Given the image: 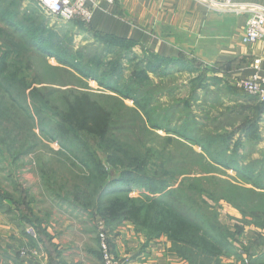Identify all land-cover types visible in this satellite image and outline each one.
<instances>
[{
  "label": "rangeland",
  "instance_id": "374dc122",
  "mask_svg": "<svg viewBox=\"0 0 264 264\" xmlns=\"http://www.w3.org/2000/svg\"><path fill=\"white\" fill-rule=\"evenodd\" d=\"M5 9H8V14L3 12ZM26 19L31 22L38 20L35 28H38L37 24L43 25L45 35L48 36L44 42L45 46L54 47L55 51L70 56L74 63L79 62L83 66L88 64L96 73V77L101 81L108 79L113 82L116 88L139 102L150 119L156 120L160 129H150L151 132L144 134V137L133 136L126 143L120 142L122 147L137 152V161L146 156L143 154L145 150H152L155 155L149 157L148 167L142 174L127 180L125 185H119V189L111 185L108 187L118 193H126L129 189L130 193L127 192L126 196L130 198L149 196L164 199L175 210L194 221L197 227L208 230L213 235H221L225 246L219 258L210 259L186 246L171 244L164 237L169 244V252L174 254L176 247L183 248L184 253L191 256L193 264H226L232 261L252 264L255 263V258H264V191L253 188V185L246 183L236 174V168L246 170L252 167L256 170L253 171V176H259V182L264 185V174H258L257 171L264 168V131L261 133L259 128L264 127V106H260L257 100L248 103V95L233 87L219 85L212 94L208 90L210 80L206 76V68L196 72V65L192 62L180 67L182 75L167 76V72H164L162 76L161 63L158 60L147 57L149 62H146V57L133 58L131 46L93 36V33L86 30L87 24L80 20H59L43 12L32 0H0V30L13 32L7 27L6 20H18L22 23ZM16 27L18 31L21 30L19 23ZM30 34L34 35L24 33L22 36L28 39ZM81 34L89 37V41H81ZM16 38L13 37V41H16ZM0 46L1 52H6L1 35ZM78 51L83 53L79 54ZM13 54L8 58V62L15 64L17 62L12 60ZM26 54L30 56V60L21 62L22 76H26L25 81L30 85L26 94L33 88H57L50 84L52 77L48 76L47 72L49 67H61L60 64L54 58L45 57L44 60L36 52L34 54L27 51ZM35 75L38 77L35 78ZM82 79L86 89L93 93L95 99L105 104L102 108L114 111L122 108L125 118L132 123L130 115H126L130 113V109L136 108L131 99H123L120 108V101L113 99V96L118 98L115 93L101 88L90 77ZM58 80L56 78L52 81L56 83ZM134 80L137 84L132 87ZM64 81L65 79H62V82ZM67 87L60 90L66 91ZM221 94L229 96L231 101L238 98L246 101L242 102L240 99V104L236 101L223 104L217 100ZM201 95L202 103L198 104L195 99ZM166 98L167 100L163 101ZM207 98H215L216 105H209ZM1 102V108L6 110L4 116L10 118V123L4 119L5 122L0 124V224L20 226L24 221L29 224L28 220L27 222L23 219L25 216L32 224L36 221L34 224L37 226L45 225L40 218L55 224H64L68 220V223L75 222L80 226H96L101 220L95 212L98 197L92 198V205L88 208L83 206L79 198L83 193L93 192L96 195L104 181L107 185L110 184L112 179L119 176L120 171L107 164L100 155V167L106 174L104 179L100 180L96 176L100 170L96 171L89 164L88 158H84L87 167L71 152L60 147L61 138L54 141L41 134L36 129V124L33 126L18 108H22L20 105L16 106L8 97H4ZM30 107L26 108L32 113ZM166 111L168 114L165 118ZM143 120L147 123L146 119ZM254 121L258 129H252L245 137L243 129ZM161 124L178 130L182 136L163 132ZM19 126L21 130L16 129ZM124 128L127 132L135 130L128 124ZM111 133L118 138L122 131L113 129ZM231 133L232 139H235L234 145L230 143L231 138L229 142L213 139L215 134L228 136ZM187 135L196 138L199 144L208 148L212 165H203L198 161V155L204 152L199 146L186 140ZM229 144L233 147H229ZM71 146L74 153L79 154V148L77 149L74 143ZM124 161L133 160L126 157ZM216 162L221 164L218 163V166ZM227 163L230 166L228 169L224 167ZM151 176H161V179L172 182V185L170 184L169 188L163 187L164 189L151 185L146 182L149 181L147 177ZM238 188L250 190L245 193ZM252 189L259 193L252 192ZM20 200L25 201L27 206H22ZM104 225L109 228L122 226L121 223L105 222ZM96 236L99 248L97 229ZM108 237L110 239L109 235Z\"/></svg>",
  "mask_w": 264,
  "mask_h": 264
},
{
  "label": "trees",
  "instance_id": "16d2710c",
  "mask_svg": "<svg viewBox=\"0 0 264 264\" xmlns=\"http://www.w3.org/2000/svg\"><path fill=\"white\" fill-rule=\"evenodd\" d=\"M7 11L8 9H5L3 12L8 14L9 12ZM37 22L39 21L36 20L35 22H31L30 19H26V21H22V23H20V21L18 22V20H6L7 27L12 29L13 32L9 30L5 31L4 29L0 30L3 49H6V52H1L0 50V124L5 122L4 119L10 123V118L4 116L6 110L1 108L3 104L1 101L4 97H8L16 106L20 105L22 107L18 108L28 117V120L33 126L36 124V129H38L41 134L46 135L54 141L61 138L62 141L59 142L60 147L69 153L71 152L80 163L87 165V163L84 162V158H88V160H90L89 164L96 171L100 170V172L96 174L100 180H103L104 176H106L100 167V164H102L100 155H102L107 164H111L113 168L118 169L120 171L118 174L119 176L112 179L108 185L107 182L104 181L96 195H94L93 192H89V194L83 193L81 195L82 197L79 198L82 200L83 206L88 208L92 205V198L97 196L95 212L105 223L118 224L128 222L132 224L136 230L145 233L148 240L158 239L162 236L171 244L186 246L188 249L196 250L198 254L205 255L210 259L219 258L223 254L225 247L223 237L218 234L213 235L210 231L197 227L198 225H196L194 221L175 210L164 199L149 196H143V198H130L126 196L127 192L130 193L129 189L126 193H118L111 190L113 186L118 188L119 185H125L127 180L131 177L142 174V171L148 167L149 157L155 155L152 150H145L143 154H146V156L137 161V152L122 147L120 142L126 143L133 136L137 138L144 137V134L151 132L150 129H160V127L157 126L156 120H152L148 117L145 108L141 106L139 102H136L131 95L124 93L118 87L116 88L113 82L108 79L101 81L96 77V73L88 64L83 66V64L80 65L79 62L74 63L73 58L70 56L63 55L60 51H55L54 47L45 46L44 42L48 36L46 37L45 35L46 31L43 25L37 24L38 28L34 27ZM17 23L21 26L20 31H18L19 29L17 30ZM87 26L88 25H85L86 29ZM24 33H33L34 35L30 34V37L26 39V36H22ZM13 37H17V40L13 41ZM108 40L111 41L109 38ZM27 51L34 54L36 52L39 57H42L44 60L46 59L45 57L54 58L60 64L61 67H49V72H47L48 76L52 77L50 78V84L57 88H52V90H47L45 87L39 89L33 88L28 95L26 94L30 85L25 81L26 76H22L23 69L21 62H28L30 60V56L26 54ZM78 53L82 54L83 52L78 51ZM12 54L14 55L12 56V60L17 62L15 64L8 62V58ZM99 57H101L100 54ZM146 62L149 61L147 60ZM167 66V62L164 63V61L161 60L162 76L164 72H167V75L170 72ZM78 76H80V78ZM34 77L37 78L38 76L35 75ZM89 77L96 81L101 88L111 90L115 93L118 98L113 96V99L120 101V108L123 105V99H131L133 103H135L136 108L130 109V113L126 114L127 116L130 115L129 117L132 119V123L125 118V114L121 111L122 108L116 111L110 108H102L105 104L96 100L93 93L88 91L85 87V83H83L82 78L86 79ZM56 78L59 79L58 82H56L58 84L52 81ZM62 79H65V81L62 82ZM74 81L76 83H74ZM81 82L82 84H80ZM136 84L137 82L134 80L131 86L135 87ZM66 86H68L67 89H65L66 91L60 90L62 87ZM243 94L245 95L244 92ZM26 103L28 105L25 106ZM259 105L264 106L262 103H259ZM28 106H32V108L30 107L32 113L26 108ZM166 114H168L167 111L164 117ZM143 119H146L147 123ZM127 124L132 129H135L133 131L135 134H133V132H127L124 128ZM167 127L168 126L161 124V130L163 132L182 136V134H179L180 132L178 130L176 131ZM16 129L21 130L22 128L19 126L16 127ZM113 129L115 131H122V134L119 133L118 138L114 137V133H111ZM252 129H258L255 121L243 129L245 137ZM232 136L233 133L228 136L216 134L213 136V139H221L222 142H229L230 138L232 140ZM185 139L199 146L202 152H204L198 155V161L203 163V165L209 163L208 159L210 160V154L208 153V148L199 144L196 138H191L189 135L185 136ZM73 143L76 145L77 149L79 148V154L74 153L72 149L73 146H71ZM228 146L230 147V144ZM126 157L131 158L133 161H124ZM218 163L220 162H216L215 164L219 166ZM224 167L228 169L230 166L227 163ZM250 168L251 169L246 170L236 168V174L246 183L253 185V188L263 189L264 191V185L259 182V176H253V171L256 170L252 169V167ZM257 171L258 174H264V168ZM147 179H149V181L146 182L162 188H169L170 184L172 185V182L161 179V176L159 178L151 176V178L147 177ZM109 185L112 187L109 188ZM238 189H242L245 193L250 190L243 188ZM251 191L257 192L254 189ZM20 201L22 206H27L25 201ZM13 204H15L14 201ZM23 219L26 221L28 220L29 222H27L33 226L49 257H52L55 253V247L51 244L49 236L41 226L35 225L36 221H33L35 224H32L30 219L25 216H23ZM173 251H175V253ZM173 251L172 252L176 256L187 262V264H193L191 256L185 254L183 248L176 247ZM254 261L255 263L252 264H264L263 257L255 258Z\"/></svg>",
  "mask_w": 264,
  "mask_h": 264
},
{
  "label": "crops",
  "instance_id": "0c3cea01",
  "mask_svg": "<svg viewBox=\"0 0 264 264\" xmlns=\"http://www.w3.org/2000/svg\"><path fill=\"white\" fill-rule=\"evenodd\" d=\"M231 1L236 7L264 8V0ZM89 5L93 14L86 30L93 36L131 46L132 54H129L133 58L152 57L160 63L161 60L167 62L170 69L167 76L182 75L180 67L187 62L196 65V72L204 67L212 94L219 85L236 88L237 81L250 78L254 59H261V74H264V35L252 45L241 41L248 19L245 11L210 10L196 0H91ZM84 35H80V40L89 41ZM248 98V103L257 102L251 96ZM240 99L235 100L236 103L240 104ZM217 100L223 104L235 102L224 94L218 95ZM195 101L202 103V95ZM206 101L216 105L215 98ZM259 128L263 133L264 127ZM231 143L234 145L235 139ZM208 162L212 165L209 159ZM40 219L45 222L41 227L55 247L54 255L49 257L30 224L25 221L20 226L3 223L0 224L1 264H102L96 226H80L68 220L55 224ZM121 224L107 227L110 247L118 264H187L169 252L164 237L148 240L145 233L132 224Z\"/></svg>",
  "mask_w": 264,
  "mask_h": 264
},
{
  "label": "built area",
  "instance_id": "2783aa9c",
  "mask_svg": "<svg viewBox=\"0 0 264 264\" xmlns=\"http://www.w3.org/2000/svg\"><path fill=\"white\" fill-rule=\"evenodd\" d=\"M46 14L64 22L80 20L88 24L92 18L91 0H33ZM210 10L245 11L248 19L241 41L243 44L257 43L264 35V8L258 6L236 7L231 0H196ZM253 74L250 78L237 81L236 88L264 104V74H261V59L252 62ZM264 71V70H263ZM99 251L102 264H118V260L109 247V232L102 220L97 225Z\"/></svg>",
  "mask_w": 264,
  "mask_h": 264
}]
</instances>
